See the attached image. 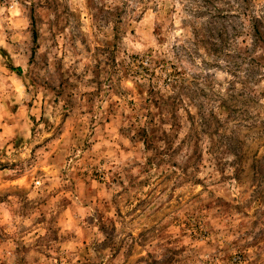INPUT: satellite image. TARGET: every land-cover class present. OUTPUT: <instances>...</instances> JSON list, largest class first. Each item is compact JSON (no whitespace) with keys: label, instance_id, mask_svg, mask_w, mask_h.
I'll list each match as a JSON object with an SVG mask.
<instances>
[{"label":"clouds","instance_id":"1","mask_svg":"<svg viewBox=\"0 0 264 264\" xmlns=\"http://www.w3.org/2000/svg\"><path fill=\"white\" fill-rule=\"evenodd\" d=\"M0 264H264V0H0Z\"/></svg>","mask_w":264,"mask_h":264}]
</instances>
